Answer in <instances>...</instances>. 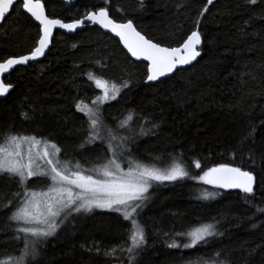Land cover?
Returning a JSON list of instances; mask_svg holds the SVG:
<instances>
[{"label": "trees", "instance_id": "16d2710c", "mask_svg": "<svg viewBox=\"0 0 264 264\" xmlns=\"http://www.w3.org/2000/svg\"><path fill=\"white\" fill-rule=\"evenodd\" d=\"M45 5L48 16L65 21L107 6L115 20H132L149 39L169 47L198 30L203 47L194 65L148 85L146 63L133 61L117 39L87 25L74 34L56 32L43 60L5 77L13 90L0 99V144L5 134L31 135L55 143L64 161L100 166L109 158V147L104 141L86 143L92 129L79 110L98 96L95 80L100 78L120 88L101 106L100 124L117 137L133 134L124 142L122 158L160 168L179 164L188 172L149 189L148 204L138 209L146 243L134 261L126 251L129 221L119 212L95 210L46 240L36 264H192L198 259L201 264H264V0L255 5L143 0V7L138 0H107V5L105 0L73 5L45 0ZM39 36L38 24L16 4L0 25V61L29 53ZM220 164L252 172L253 193L198 179ZM46 182L32 178L28 187L42 189ZM205 193L214 196L205 199ZM22 195L18 178L0 176V264L14 261L19 248L13 238L19 225L8 217ZM206 225H214L217 234L184 248L190 242L187 233ZM173 242L181 247L169 248Z\"/></svg>", "mask_w": 264, "mask_h": 264}, {"label": "snow or ice", "instance_id": "6c2138e0", "mask_svg": "<svg viewBox=\"0 0 264 264\" xmlns=\"http://www.w3.org/2000/svg\"><path fill=\"white\" fill-rule=\"evenodd\" d=\"M248 2L255 5L257 0H248ZM17 3L22 5V11H26L39 22L38 28L42 35L39 36L38 46L29 55L10 58L0 63V73L8 72L15 65H24L30 60L43 56L51 42L53 29L58 27L75 31L84 25V20L114 32L133 57L149 61L148 81H156L176 70L178 66L189 65L201 55L198 45L202 41L198 30L192 31L181 47H163L145 38L137 31L131 20L126 23L114 22L109 17L107 6L101 7L98 11L85 13L84 19L65 23L60 19H50L45 13L41 0H0V22L5 20L6 15ZM138 3L143 7V0H138ZM206 3L211 5L213 0H206ZM207 11V7L202 10V12ZM89 78H92L91 75ZM95 84L104 89L106 99L109 94L107 82L96 79ZM123 86L127 87V84ZM10 88L11 84L5 85L3 81H0V96L7 94ZM112 89L115 92L112 98L115 99L119 90L114 84ZM77 107L79 108V105ZM80 110L84 111L82 108ZM87 115L93 135L86 143H94L100 135L96 131L100 125V119L92 109H88ZM156 126L153 125V127ZM108 137L110 141L115 139L110 131H108ZM41 144L42 142L35 136L15 134H5L4 142L0 144V176L7 174L9 178H18V185L24 195L21 205L8 217L9 220L20 225L15 229L16 235L13 237L19 248L14 261H10L9 264H36L46 239L54 236L58 231L60 227L58 221L62 216L66 218L72 211L91 212L93 208L119 212L124 220L129 221L127 239L130 241V246L126 248V251L130 254L129 261H134L137 250L146 243L143 226L137 219V210L142 209L144 202L149 198L146 194L152 187V182L175 181L188 176V172L179 164H173L169 169L161 170L155 166L149 167L129 161V168L124 171L115 158L114 148L113 159L108 160L99 170L93 169L92 171L96 172L93 176L85 174L86 170H81L79 164L73 169L69 167L70 162H61L60 149L57 145L51 144L50 152L47 143H44L42 148ZM24 145L28 146L26 152L23 150ZM195 167L197 169L201 167L199 161L195 162ZM33 177L49 180L48 190L29 191L28 181ZM198 179L205 184L240 189L244 193L251 194L256 177L252 172L242 170L240 167L220 164L204 171ZM211 196L214 194L205 193L203 198L207 199ZM7 206L11 207V202ZM216 234L214 225L197 228L187 233L190 242L183 247L194 248L200 242L206 241L207 237ZM168 247L180 248L181 245L173 242L168 244ZM104 255L108 256L110 253L105 250ZM192 264H201V261L198 259Z\"/></svg>", "mask_w": 264, "mask_h": 264}, {"label": "rangeland", "instance_id": "374dc122", "mask_svg": "<svg viewBox=\"0 0 264 264\" xmlns=\"http://www.w3.org/2000/svg\"><path fill=\"white\" fill-rule=\"evenodd\" d=\"M98 79H100V78H98ZM100 80H102V81H105V80H103V79H100ZM107 82V81H106ZM96 85V84H95ZM107 85H108V89H109V94H108V97L105 99L104 98V96H105V93H104V89L103 88H101V87H98V89H99V94H98V96L94 99V100H92L91 102H88V103H83V105H81L80 106V108H82V109H84V113L87 115V112H88V109H92L93 110V112L94 113H96L98 116H99V119H100V110H101V106H103V104H105V103H107V102H109V101H111V100H113V98H112V96L115 94V92H114V90L112 89V85H113V83H109V82H107ZM115 85V84H114ZM116 86V88L118 89V90H120V88H119V86H117V85H115ZM117 96V95H116ZM80 108H79V110H80ZM81 111V110H80ZM87 117H88V115H87ZM89 118V117H88ZM96 131L97 132H99V137L95 140V142L97 141H104V142H106L107 143V145H108V147H109V151H110V155H109V158L106 160V161H104L102 164H100V166H97V165H92V166H94V167H83V166H80L81 167V170H86L85 171V174H91V175H93V176H95L96 175V172L95 171H92L93 169H95V170H99L100 168H102L103 167V165L104 164H106L107 162H108V160H110V159H113V148L115 149V158H116V160H117V162L118 163H120V165H121V168H123V170L124 171H127L128 170V168H129V161H132V162H134V163H139V164H142V165H145V166H149V167H152V165H149V164H145V163H142V162H138V161H134L133 159H129L128 158V160H127V158H122L123 156H125V154H126V151H127V146H125L124 145V142L126 143V142H128V140H130L132 137L131 136H133V134L130 132V133H121V135H120V137H117L115 134H114V132H111V134H112V136H114L115 137V139L114 140H109V137H108V131L109 130H106L105 128H103L102 127V125L100 124L98 127H97V129H96ZM92 135H93V130H92ZM91 135V136H92ZM21 136H27V135H21ZM29 137H31V135L29 136ZM38 140H40L41 142H42V144H41V148L43 147V144L44 143H47V145H48V148H49V151L51 152L52 151V149H51V144H55V143H53V142H51V141H48V140H45V139H42V138H38V137H36ZM56 145V144H55ZM110 145H111V147H110ZM116 145H120V147H116ZM27 145H24L23 146V150L26 152V150H27ZM58 147V146H57ZM35 150V149H34ZM59 159L61 160V162H67V161H64V160H62L61 159V157H60V153H59ZM77 164H72V163H70L69 164V167H71V168H73V169H75V166H76ZM156 167V166H155ZM156 168H159V169H161V170H165V169H169V168H160V167H156ZM33 178H36V177H33ZM30 179H32V178H30ZM29 179V180H30ZM178 180V179H177ZM164 182H171V181H164ZM47 185L45 186V187H43L42 189H38V190H36V189H31V188H29L28 187V190L29 191H36V192H45V191H47L48 190V187H49V185H50V181L49 180H47ZM155 183H163V182H152V185L153 184H155ZM149 192V191H148ZM148 194V193H147ZM146 194V195H147ZM22 199H21V202L23 201V199H24V195H22V197H21ZM148 204V201H145L144 202V207H145V205H147ZM21 205V203L19 204V206ZM18 206V207H19ZM143 207V208H144ZM143 208L141 209V211L143 210ZM95 210H97V211H106V212H112L111 210H108V209H99V208H93V210L92 211H95ZM91 211V212H92ZM138 211V210H137ZM83 214H85V211H81V212H79V213H77V212H75V211H72L66 218L65 217H61L60 218V220L58 221V223H60V227H59V229H58V231L56 232V234L58 233V232H60L62 229H64V228H66V227H68L69 225H71L72 223H73V221L75 220V219H77V218H80ZM137 219H138V217H137ZM139 220V219H138ZM20 226V225H19ZM201 227H204V226H200V227H197V228H201ZM196 228V229H197ZM55 234V235H56ZM54 235V236H55ZM53 237V236H52ZM49 238H51V237H49ZM49 238H47L46 240H48ZM208 238V237H207Z\"/></svg>", "mask_w": 264, "mask_h": 264}, {"label": "water", "instance_id": "95a60500", "mask_svg": "<svg viewBox=\"0 0 264 264\" xmlns=\"http://www.w3.org/2000/svg\"><path fill=\"white\" fill-rule=\"evenodd\" d=\"M57 1L65 2V3H68V4H74V3L77 2V0H57ZM41 2L44 4V7H45L44 0H41ZM15 5H16V4H14V6H15ZM99 9H100V8H99ZM99 9H97V10H93V11H90V12L98 11ZM90 12H89V13H90ZM10 13H11V12H10ZM10 13H9V14H10ZM25 13L31 17V15H30L29 13H27L26 11H25ZM45 13H46V15L48 16L47 11H46V7H45ZM9 14H7L6 17H7ZM108 14H109V17H110L114 22H116V23H126V22H127V21H117V20H115V19L111 16L109 10H108ZM6 17H5V18H6ZM48 17H49L50 19H60V18H54V17H50V16H48ZM31 18H32V17H31ZM32 19L35 21L34 18H32ZM80 19H84V16H83L82 18H80ZM60 20H62V21L65 22V23H72V22L75 21V20L65 21V20H63V19H60ZM76 20H77V19H76ZM131 21H132V20H131ZM35 22L39 25V22H38V21H35ZM2 23H3V22H0V25H1ZM132 23H133L134 27L137 29V31H139L142 35H144L145 38L149 39L145 34H143V33H142V32L136 27V25H135V23H134L133 21H132ZM87 25H90L91 27H97V28L101 29L104 33L109 34V35H111L112 37H114L115 39H117V40L120 42L122 48L128 53V55L132 58L133 61H135V62L146 63L147 66L150 64L149 61L144 60L143 58L137 59L136 57H133V56L131 55V53L128 52V50H127V48L124 46L123 42L120 40V37L116 36V34H115L114 32L110 31L109 29H105V28H103V27H102L101 25H99V24L91 23V22L88 21V20H84V25L81 26V27H79V28H77L75 31H69V30H67V29H60V28H58V27L55 28V29H53V34H52V37H51V42H50L49 46L45 49V53H44V55L41 56V57H38L36 60H30L27 64H29V63H34V62H39V61H41V60H43V59L45 58V56L48 54L49 50H50L51 47H52L53 40H54V37H55L56 32H63V33H66V34H74V33H76L77 31H81V30H83L84 28H86ZM39 27H42V26H39ZM190 34H191V33H190ZM40 35H42V32H41V31H40ZM200 35H201V33H200ZM186 39H187V38H186ZM186 39H185V40H186ZM149 40H151V39H149ZM151 41L154 42V43H156V42L153 41V40H151ZM201 41H202L201 44L198 45V50H199V51L201 52V54H202V47H203V38H202V35H201ZM158 44H159V43H158ZM182 44H183V43H182ZM182 44L179 45V46H175V47H181ZM160 45H161V44H160ZM36 46H38V42H37ZM36 46H35V47H36ZM161 46H163V47H169V46H165V45H161ZM35 47H34V48H35ZM34 48H33L31 51H33ZM169 48H172V47H169ZM31 51H30L29 53H26V54H23V55H29V54L31 53ZM20 56H22V55H19V56H11V57H9V58L3 60V61H0V63H4V62H6L8 59H10V58H19ZM200 56H201V55H200ZM200 56L197 57L196 60L193 61L191 64H189V65H183V66H178L176 70H174L173 72H171V73H169V74H167V75H165V76L160 77V78H159L158 80H156V81H148L147 78H146V81H145V82H146V84L149 85V84H153V83L159 82V81H161V80H164V79L170 78V77H172V76H173L178 70H184V69H187V68L191 67L192 65H194V64L199 60ZM27 64H24V65H15V66H13V68L10 69L8 72L0 73V81H3V83H4L5 85H8L9 83H6V82H5V77H7V76H8V75H9V74H10L15 68L20 67V66H25V65H27ZM12 90H13V85H11V88L9 89V91H8L7 94L0 96V99H5V98L9 95V93H10ZM230 166H233V165H230ZM234 167H237V166H234ZM242 170H244V169H242ZM245 171H247V170H245ZM209 185H211V184H209ZM211 186L216 187V188H220V187L215 186V185H211ZM254 187H255V184H254ZM254 187H253V189H254ZM220 189L234 190V188H220ZM239 190H240V189H239Z\"/></svg>", "mask_w": 264, "mask_h": 264}, {"label": "flooded vegetation", "instance_id": "af4514ba", "mask_svg": "<svg viewBox=\"0 0 264 264\" xmlns=\"http://www.w3.org/2000/svg\"><path fill=\"white\" fill-rule=\"evenodd\" d=\"M57 1V0H56ZM44 3H45V0H44ZM65 3V2H64ZM18 4V3H17ZM66 4H68V3H66ZM75 4V3H74ZM68 5H73V4H68ZM45 7H46V5H45ZM21 9H22V5H21ZM24 13H25V11H24ZM34 21V20H33ZM36 23V22H35Z\"/></svg>", "mask_w": 264, "mask_h": 264}]
</instances>
